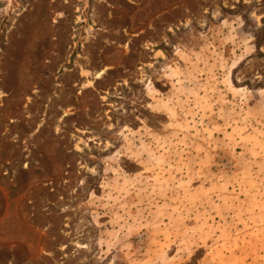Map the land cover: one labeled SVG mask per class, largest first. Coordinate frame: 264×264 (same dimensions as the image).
<instances>
[{"label": "rangeland", "instance_id": "rangeland-1", "mask_svg": "<svg viewBox=\"0 0 264 264\" xmlns=\"http://www.w3.org/2000/svg\"><path fill=\"white\" fill-rule=\"evenodd\" d=\"M0 264H264V0H0Z\"/></svg>", "mask_w": 264, "mask_h": 264}]
</instances>
